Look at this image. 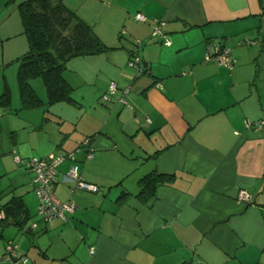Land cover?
<instances>
[{"label": "crops", "instance_id": "obj_1", "mask_svg": "<svg viewBox=\"0 0 264 264\" xmlns=\"http://www.w3.org/2000/svg\"><path fill=\"white\" fill-rule=\"evenodd\" d=\"M63 2L111 49L67 62L73 103L40 110L45 87L37 93L42 105L24 108L19 97L14 111L26 114L10 133L23 159L74 152L58 166L53 192L76 209L67 220L35 217L34 172L19 164L12 175L20 187L0 205L21 198L24 227H35H0V255L12 241L27 264H264V127L245 126L264 119V0ZM138 12L147 21L134 19ZM12 16L0 25L3 47L23 31L20 14ZM154 19L170 45L150 37ZM212 42L231 48L232 69L205 60ZM134 52L142 72L128 66ZM112 82L116 90L103 102ZM11 100L1 109L11 110ZM29 125L45 135L31 138L22 130ZM72 162L97 191L66 181ZM151 171L171 177L141 201L138 181ZM242 190L250 201L239 198Z\"/></svg>", "mask_w": 264, "mask_h": 264}, {"label": "trees", "instance_id": "obj_2", "mask_svg": "<svg viewBox=\"0 0 264 264\" xmlns=\"http://www.w3.org/2000/svg\"><path fill=\"white\" fill-rule=\"evenodd\" d=\"M18 9L22 32L28 43L27 51L18 58L17 67L21 106L30 108L42 105L40 97L30 83L36 78L41 79L46 90L47 101L43 103L45 108L57 102L73 103V88L63 75L67 62L74 57L96 55L111 48L106 46L93 28L67 7L63 0H22L18 3ZM9 103L10 93L5 85L0 94V105L8 106ZM170 177L156 171L142 176L138 181L139 190L136 197L147 201L155 195L156 188L167 182ZM127 195L122 192L119 199L123 201ZM0 211L5 213L0 220V227L14 223L25 232L32 228L24 227L29 214L21 198L11 197L0 205ZM40 219L43 220L41 217Z\"/></svg>", "mask_w": 264, "mask_h": 264}, {"label": "built area", "instance_id": "obj_3", "mask_svg": "<svg viewBox=\"0 0 264 264\" xmlns=\"http://www.w3.org/2000/svg\"><path fill=\"white\" fill-rule=\"evenodd\" d=\"M134 19L139 21H147V16L141 12L134 14ZM155 24L153 25L150 37L158 38L162 44L170 45V38L161 30V20L154 19ZM246 44H251L252 41L246 39ZM142 41L136 39L135 44L138 48L141 47ZM205 60L214 61L217 64L226 66L232 69L236 63L235 58L232 55L231 48L227 45L212 42L208 45L207 52L205 54ZM128 66L135 68L137 72L143 71V61L139 52H134L132 57L128 61ZM156 87L160 88V84L157 83ZM116 90V84L110 83L106 93L102 95L103 101H109V95ZM128 89H125L127 92ZM125 102V101H124ZM247 128L261 129L264 127V119L258 122H245ZM90 138H86L83 144L87 145ZM88 158L92 157V153L88 152ZM69 158L74 161V152H68L66 154L57 153L48 157L43 158H21L16 151H13V159L17 164H21L34 172L33 185L34 191L38 198L37 213L44 220L47 221L54 216L61 217L63 220H67V214L73 213L76 209V205L72 201L62 202L60 201L53 192V184L56 182V176L58 172V166L66 159ZM66 181L71 182L75 185V188L97 191V186L86 182L80 175L79 166L77 163L72 162L65 176ZM239 198L244 201H250L251 196L245 190H242L239 194ZM3 216L0 214V220ZM35 224L32 225V228ZM93 252V249H91ZM10 260L11 264H27L28 258L24 255L17 254L16 246L12 241H8L5 245V252L0 255V260Z\"/></svg>", "mask_w": 264, "mask_h": 264}, {"label": "rangeland", "instance_id": "obj_4", "mask_svg": "<svg viewBox=\"0 0 264 264\" xmlns=\"http://www.w3.org/2000/svg\"><path fill=\"white\" fill-rule=\"evenodd\" d=\"M21 1L22 0H16V1L9 0L6 4L3 3V5L4 4L5 5L4 8L0 9V25L1 22L3 21V18L6 15L10 16L9 19H13L12 15H16V14L19 15L17 5ZM15 6L17 11L14 10ZM1 31L3 30H1L0 28V32ZM18 40H22V41H18ZM15 42L17 43L7 44V47L6 45H4L3 47L2 43H0V94L3 91V87L5 86V82H6V86L10 88L9 90L10 97H12L11 110L9 111L2 110L0 107V192H2V194L5 192V195L2 198H0V203L6 201L7 197L9 195H12V193L15 191V189H17V187H20L18 185H20V182L22 181L21 177H15L14 175H12L13 171H16L22 166L13 161V157H12L13 150H15L16 148H14L12 144L13 141L11 140L10 129L13 126L15 128L19 123L23 122L22 119L24 118V114H26L25 113L26 111H24L23 109L19 110L18 113L14 111L15 109H18L20 106L19 88L17 82V67L19 65V61L16 59L21 55H23L27 51V47H28L23 32L17 35ZM11 46H13V48L10 50L9 48H11ZM30 83L33 88L35 87L34 89H36L35 90L36 93L40 94L41 92H43L44 86L40 78L32 79ZM73 95L77 97V94L72 93V96ZM42 109H45V107L40 108V110ZM32 112H38V111H32ZM27 114H31L30 116L35 118L36 121L37 118L36 113L34 114L27 113ZM22 130L25 131V134L30 135L31 138L34 137L37 138L38 136L45 135V129L38 132L33 131L34 126H30V125L27 126L26 128H23ZM33 132H37V133H33ZM33 213L35 214V217L38 214L37 210H35Z\"/></svg>", "mask_w": 264, "mask_h": 264}]
</instances>
